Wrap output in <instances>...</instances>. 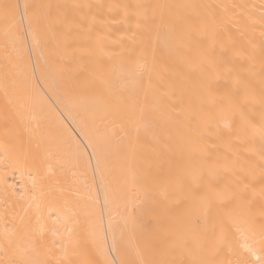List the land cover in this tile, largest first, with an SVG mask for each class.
<instances>
[{
  "label": "bare ground",
  "instance_id": "1",
  "mask_svg": "<svg viewBox=\"0 0 264 264\" xmlns=\"http://www.w3.org/2000/svg\"><path fill=\"white\" fill-rule=\"evenodd\" d=\"M262 29L264 0H0V264H264Z\"/></svg>",
  "mask_w": 264,
  "mask_h": 264
},
{
  "label": "snow or ice",
  "instance_id": "2",
  "mask_svg": "<svg viewBox=\"0 0 264 264\" xmlns=\"http://www.w3.org/2000/svg\"><path fill=\"white\" fill-rule=\"evenodd\" d=\"M6 7L11 8L12 6H6ZM261 243H264V238H262ZM243 247L245 248L246 251H250L252 252L253 255H255V252L247 244H244ZM230 264H232V262H230ZM234 264H244V261L243 260L236 261L234 262Z\"/></svg>",
  "mask_w": 264,
  "mask_h": 264
},
{
  "label": "rangeland",
  "instance_id": "3",
  "mask_svg": "<svg viewBox=\"0 0 264 264\" xmlns=\"http://www.w3.org/2000/svg\"><path fill=\"white\" fill-rule=\"evenodd\" d=\"M256 31H257V29H256ZM263 33L262 34H264V31H263V29L261 30ZM258 32V31H257ZM259 33H260V30H259Z\"/></svg>",
  "mask_w": 264,
  "mask_h": 264
}]
</instances>
